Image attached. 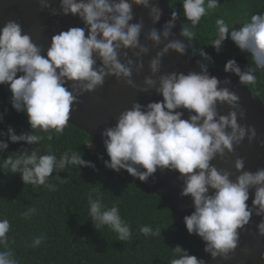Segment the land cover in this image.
I'll use <instances>...</instances> for the list:
<instances>
[{"label": "clouds", "instance_id": "9594fccd", "mask_svg": "<svg viewBox=\"0 0 264 264\" xmlns=\"http://www.w3.org/2000/svg\"><path fill=\"white\" fill-rule=\"evenodd\" d=\"M40 4L42 8H51L49 0H40ZM133 5L148 8L153 24L160 21L162 9L152 0H60L63 14L78 15L85 27H72L54 35L46 56L41 54L43 47L36 44L30 34L24 33L17 21L9 20L0 27V85L9 84L13 108L26 112L33 130L17 134L9 126L6 135L13 143L24 141L33 145L45 138L36 134L39 131L48 133L47 139L51 141L53 132L61 134L68 125L79 96L96 90L109 76L140 92L155 90L163 96L162 101L147 105L135 101L131 108L120 113L114 126L104 129V145L110 157L104 164L117 172L124 169L144 182L158 168L178 170L184 182L181 195H190L195 209L184 217L188 233L197 234L205 241L204 251L212 259L228 260L238 247L239 230L250 223L253 213L264 217V168L255 172L245 170L244 159L237 157L234 167L239 175L232 180L231 171L218 169L211 162L217 156L223 159L234 153L235 146L245 138L250 143L254 141L257 130L240 123L246 115L240 96L229 87H220L230 81L210 75L207 65L200 64V72L161 74L162 59L170 50L181 55L187 51L182 40L169 39L173 37L177 19L175 11L162 31L153 27L144 33V40L151 42V48L159 50L148 61L150 75L144 77L142 86L137 85L133 74L144 70L143 58L149 54L150 47L141 42L145 27L143 18L130 23L134 19ZM218 6L219 0H182L183 14L192 29L208 11ZM51 11L58 14L57 9ZM229 32L239 49L250 53L252 63L242 69L235 59H229L224 71L235 73L241 84L254 85L255 73L264 70V14H253L239 29H230L224 19H217L215 38L210 43L217 52L229 38ZM180 35L192 40L196 34L184 26ZM200 55L212 60L203 48ZM223 104L230 107L227 114L218 110V105ZM177 109L188 110L189 117L182 118L184 112ZM260 144L264 145V139ZM8 147L6 140H0V152ZM16 152L19 155L10 154L4 159L0 172H19L25 185H43L54 190L55 186L47 183L54 171H63L69 164L95 168L81 152L66 151L59 159L54 154H40L36 149L29 152V148H22ZM252 188L255 196L250 207L246 202ZM88 200L89 218L97 229L106 225L121 241L131 237L130 226L122 220L117 205L105 208L91 193ZM33 212L35 209H29L24 215ZM257 228L264 236V219ZM9 230V221L0 220V244L6 249L0 251V264H17L12 251L7 249ZM160 231L149 226L140 229L145 236L159 235ZM42 239L36 237L32 246H38ZM174 250L178 258L171 264H206L179 245Z\"/></svg>", "mask_w": 264, "mask_h": 264}, {"label": "trees", "instance_id": "16d2710c", "mask_svg": "<svg viewBox=\"0 0 264 264\" xmlns=\"http://www.w3.org/2000/svg\"><path fill=\"white\" fill-rule=\"evenodd\" d=\"M168 1L182 26L195 32L189 43L206 64L223 71L229 59H235L242 69L251 65L250 53L239 49L231 40L230 32L219 52L210 43L217 19H224L230 29H239L253 14H264V0H219V6L208 11L195 29L183 14L182 0ZM201 48L210 54L211 61L200 55ZM226 73L240 82L235 73ZM255 75L254 85H243L264 101V70H257ZM11 96L12 92L0 85V114L3 115L0 133H5L0 135V140L9 144L8 149L0 152V164L10 154L19 155L16 151L22 148L54 154L57 159L66 151L81 152L85 160L95 164V168L69 164L63 171H54L47 180L55 186L54 190L43 185H25L19 172H0V220L7 219L10 223L7 249L12 251L17 264H171L178 258L174 250L177 245L202 259L186 227L169 205L147 182L124 169L117 172L107 168L104 161L110 157L106 147L85 130L69 122L63 133H52L51 141L47 139L48 133L37 131L36 134L45 137L38 144L11 142L6 135L9 126L17 134L33 131L26 112L13 108ZM87 142H93L94 146H88ZM90 193L105 208L119 207L122 220L131 230L127 241L118 240L117 233L106 225L100 229L94 226L89 218ZM29 209L35 212L25 216ZM144 226L154 231L159 229L160 234L145 236L140 232ZM36 237L43 239L33 247ZM4 250L5 246L0 244V251Z\"/></svg>", "mask_w": 264, "mask_h": 264}, {"label": "water", "instance_id": "95a60500", "mask_svg": "<svg viewBox=\"0 0 264 264\" xmlns=\"http://www.w3.org/2000/svg\"><path fill=\"white\" fill-rule=\"evenodd\" d=\"M49 3L51 8H42L40 0H0V27H3L9 20L17 21L21 24L23 32L30 34L33 41L43 47L41 54L46 56L54 35L61 31H67L72 27H85L83 20L78 15L63 14L60 10V0H49ZM152 3H158L162 9L160 21L153 24L148 8L133 5L134 19L130 22L136 23L143 18L145 27L141 33V42L147 43L150 47L149 54L143 58L144 70L139 74L135 72L133 74V79L140 86L143 85L144 77L150 75L148 61L159 50L158 48H151V42L144 40V33H147L153 27L162 31L163 25L171 18V13L174 11L168 0H152ZM51 9H57L58 14H53ZM182 29L183 26L177 16L173 37L169 39L182 40L187 45L186 54L181 55L174 50H170L162 59L161 74L174 71L185 74L190 71L200 72V64L207 65L210 75L221 81L225 79L230 81L229 84H221L220 87H229L230 90L237 91L246 115L258 118L261 125L259 127L249 125L254 126L257 130V138L254 141L250 143L245 138L240 145L235 146L234 153H229L223 159L217 156L211 163L215 164L218 169L231 171L233 175L230 179L232 180H235L236 176L239 175L234 167V161L237 157L244 159L245 170L255 172L260 168H264V145L260 144V140L264 139V101L230 74L201 60L191 47L188 38L180 35ZM160 47L162 48L163 45ZM129 55H131L130 51ZM121 59L123 61V57ZM17 75H22V73ZM2 85L10 90L9 84ZM162 100L163 96L156 93L155 90L147 93L140 92L138 88H133L122 80H117L114 76H109L106 77L102 86L94 91L84 92L79 96L78 101L74 102L69 122L85 130L104 145L105 137L102 135L104 129L114 126L122 111L131 108L135 101L147 105L149 102ZM218 110L221 114H227L230 107L227 104L218 105ZM177 111L184 112L182 118L187 119L189 117L188 110L177 109ZM240 123L246 124L247 121L244 123L243 120H240ZM141 171H146V169L141 168ZM146 182L169 205L186 227L184 217L191 215L195 209L192 197L181 195L184 182L178 170H161L158 168ZM249 192V200L246 203L251 207L255 189L252 188ZM261 219H264V217L253 213L250 223L239 230L238 247L230 254L231 258L228 260L219 257L212 259L210 254L204 251L205 241L197 234H190V236L206 264H264V236L259 234L257 228Z\"/></svg>", "mask_w": 264, "mask_h": 264}, {"label": "bare ground", "instance_id": "6f19581e", "mask_svg": "<svg viewBox=\"0 0 264 264\" xmlns=\"http://www.w3.org/2000/svg\"><path fill=\"white\" fill-rule=\"evenodd\" d=\"M235 92L237 93V91H235ZM241 120H243L244 123L247 121V123H246L247 125H254V126H257V127L261 126L258 118H256V117L253 118V117H249V116L245 115V118H243Z\"/></svg>", "mask_w": 264, "mask_h": 264}, {"label": "rangeland", "instance_id": "374dc122", "mask_svg": "<svg viewBox=\"0 0 264 264\" xmlns=\"http://www.w3.org/2000/svg\"><path fill=\"white\" fill-rule=\"evenodd\" d=\"M87 143H91V147H93V146H94V143H93V142H87Z\"/></svg>", "mask_w": 264, "mask_h": 264}]
</instances>
